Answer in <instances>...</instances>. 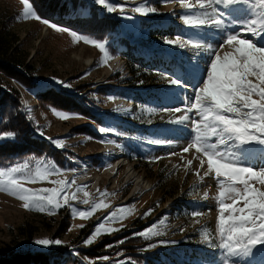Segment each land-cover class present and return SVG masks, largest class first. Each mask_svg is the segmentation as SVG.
<instances>
[{
  "label": "rangeland",
  "instance_id": "rangeland-1",
  "mask_svg": "<svg viewBox=\"0 0 264 264\" xmlns=\"http://www.w3.org/2000/svg\"><path fill=\"white\" fill-rule=\"evenodd\" d=\"M80 1L85 3L84 7L74 6L70 0H61L56 12L52 15L53 20H46L61 26L54 20L70 21L77 16L86 18L89 17V9L94 10L98 17H110L118 26V34L111 33L105 36L103 41H98L106 42V50L110 58H106L104 53L90 43L82 40L74 41L68 32H57L34 18L17 19L23 10L20 0H0V27L7 23V27L17 34L20 49L28 55L27 62L36 70L35 83L51 86L57 91L64 90L72 95L90 97L96 108L95 115L100 121L94 123L77 114L56 109L45 111L34 97V94L41 88L27 89L13 80L3 79L7 85L9 84L18 91L20 110L34 128L33 134L46 142L49 149L57 151L59 155L58 161L48 152L33 161H25L23 163L29 166L26 171L35 174L38 169L55 167L60 171L54 174L68 171L77 173L68 175V177L59 175V178H54L52 174L46 180L29 182L24 186L41 190L57 187L51 183L53 180H75V184L68 191L75 192L76 199L73 202L77 203L76 206H67L66 209L61 207L55 210V214L49 215L47 210L43 212L39 210V202L32 203L29 208H25L23 207L25 202L18 196L0 190V257L25 252L58 251L62 257L70 258L76 261V264H88L89 261L91 264H120L121 261L131 264L130 260H121L122 255H116L115 251L109 250L110 247L104 246L102 251H96L93 248L100 246L106 237L112 239L126 231L141 232L155 224L153 231L163 234L150 239L142 238L144 240L159 238L161 241L168 242L160 243L159 241L153 249L162 259V262L158 261V264H169L172 259L177 264H186L178 258L175 249L182 243H189V247L196 249L206 260V264H212L214 260L219 262L218 251L209 249L206 244L202 243L205 234L216 236L215 221L218 206L215 197L218 187L215 180L210 177L201 180L200 177L205 169H201L200 161L193 158L199 155L194 149L188 153L182 152V148L190 142L192 134L186 129L177 132L170 131L177 126L169 121L176 119L182 113L165 111V109L184 106V90L170 87L168 80L172 77L167 74L176 70L177 74L182 75L180 70L187 66L186 62L191 58V54L188 49L165 45L163 42H159V44L163 43L159 46L157 41L149 38L148 31L157 28L168 29L170 26L174 29V36L170 40H176L179 36L181 41L191 38L193 42H196L198 36L203 35L207 38V33L215 30L207 28L196 30L186 27L180 19L185 10L181 9L179 0H170L168 3H163L162 0H105V5L115 7L114 12H109L105 5L96 4L95 0ZM120 6H123L125 14L131 16L132 19L121 17ZM137 7L155 8L156 11L147 14L133 13L132 9ZM260 10L256 0H251L247 13L248 18L259 20ZM233 31H241V36H248V33L243 32L239 26ZM120 38L132 46L133 53H141L144 58L153 54L160 61H166L167 68L161 69L160 74L147 75L146 86H142L141 83L118 84L111 78L123 80L131 77L126 63L119 57L113 58L110 54L112 48L125 51L124 46L119 44ZM211 42L218 45L222 41ZM150 43L152 45L150 49H147L146 46ZM206 62H208L207 54L203 59L202 67ZM57 79L67 82L70 87L65 88L56 84ZM82 88L86 89L81 91ZM140 90L155 93L157 96L156 101L140 113V117L144 120L143 124L147 126L145 131L149 132V135L144 134L131 143L140 157L133 161L125 160L127 165H133L132 169L147 183L146 190L133 195L131 193L134 183L126 179L127 166L118 169L111 176L113 178L107 174L108 171H105L109 169L112 161L107 157L105 145L111 146L112 148L109 149L113 151L123 149L122 146L114 145L116 140L109 138L121 132L119 127L122 124L135 125L131 119L136 116L135 106L131 104L132 100L127 97L126 92ZM89 92L92 93L90 96ZM190 92L188 90V95ZM123 100L130 103L125 105L129 107L128 109L119 105ZM62 114H68V118L62 119ZM124 119L130 123L124 122ZM84 125H88L99 138L79 133L78 129ZM100 127L112 128L115 132L101 133ZM41 131L43 136L38 134ZM49 138L61 139L64 147L58 148L51 143ZM150 139L165 140V143L151 144L148 142ZM168 140L173 143L167 144ZM189 160H192L191 165L187 164ZM89 164V175L80 174V166ZM256 166H260L259 162ZM96 176L99 177L97 184L92 181V178ZM89 177L91 180L82 185ZM254 186L261 187L258 183ZM77 189L82 190L77 191ZM84 192L89 195L85 197ZM84 199H88L87 205L89 206L79 208V204H84ZM183 202L189 204L191 209L183 208ZM95 204L101 206L91 216L83 218L78 215L80 211H91ZM149 209L152 211L145 216ZM194 211L202 215L193 216ZM113 214L117 217L116 219L110 218ZM161 220L164 221L163 224L160 223ZM135 221L141 222L139 227H133ZM101 222L104 223L106 229H118V231L101 230V233L93 237L91 245H85L83 241L92 235ZM81 225L83 227H80ZM31 230L34 231L32 238L25 239L22 234L28 235ZM44 238L60 239L62 244L48 248L34 245L33 241ZM10 250L12 253L9 252ZM84 252H93V257L85 259ZM103 256H107L108 261L100 259Z\"/></svg>",
  "mask_w": 264,
  "mask_h": 264
},
{
  "label": "snow or ice",
  "instance_id": "snow-or-ice-1",
  "mask_svg": "<svg viewBox=\"0 0 264 264\" xmlns=\"http://www.w3.org/2000/svg\"><path fill=\"white\" fill-rule=\"evenodd\" d=\"M95 2L105 5V0ZM162 2L168 3L170 0ZM179 3L181 9L185 10L180 19L186 27L215 30L208 32L207 38L198 36L196 42L191 38L181 41L179 36L176 40H163L165 45L180 49L191 47L194 53L186 62L187 66L180 70L182 75L177 74L176 70L167 74L172 77L168 80L170 87L184 90V106L165 111L182 113L169 121L177 126L170 131L186 129L192 134L182 152L188 153L194 149L199 155L193 158L200 161L201 169H205L201 180L211 177L218 187L215 197L218 206L216 236L205 234L202 243L219 253V262L214 260L212 264H264V43H260L264 41V0H256L261 9L259 20L247 16L251 0H179ZM20 4L23 10L17 19L34 18L57 32H68L74 41L90 43L104 53L106 58H110L106 42L89 39L87 35L77 34L74 30L42 19L30 0H20ZM105 6L109 12L116 10L115 7ZM132 11L147 14L155 13L156 10L137 7ZM120 14L122 18L132 19L125 14L123 6H120ZM237 26L248 33V36H241V31H233ZM215 40L222 42L216 45L211 42ZM225 48L229 50H224ZM204 54H207L208 62L202 67L201 56ZM55 83L65 88L70 87V84L58 79ZM188 90L191 91V96L188 95ZM61 118L67 119L68 114H62ZM99 131L110 133L115 132V129L100 127ZM38 134L44 135L42 131ZM6 136L13 137L14 133L7 132ZM49 139L58 148L64 147L61 139ZM148 142L159 145L164 144L165 140L150 139ZM172 143L171 140L167 141L169 145ZM257 162L259 167L256 166ZM187 164L191 165L192 160ZM28 167L27 163H20L0 168V190L18 196L25 202V208L39 202V210H47L49 215L55 214V210L76 199L75 192H68L75 180H53L51 183L57 187L41 190L26 188V183L46 180L60 171L55 167H45L31 174L26 171ZM256 183L261 187L254 186ZM80 190L82 189H77ZM88 195L89 193L84 192L85 197ZM83 203L88 204V199H84ZM100 206L95 204L91 211H80L78 215L87 218ZM151 211L149 209L145 216ZM192 215L200 216L202 213L194 211ZM110 218L117 217L113 214ZM160 223L163 224L164 221L161 220ZM155 227L153 224L138 235L145 239L162 235L159 231H153ZM101 230L118 231L106 229L101 222L83 243L91 245L93 237L101 233ZM33 243L48 248L60 246L62 241L44 238L36 239ZM149 247H156V244ZM100 259L108 261L109 258L103 256ZM120 264L129 262L121 261Z\"/></svg>",
  "mask_w": 264,
  "mask_h": 264
},
{
  "label": "trees",
  "instance_id": "trees-1",
  "mask_svg": "<svg viewBox=\"0 0 264 264\" xmlns=\"http://www.w3.org/2000/svg\"><path fill=\"white\" fill-rule=\"evenodd\" d=\"M60 2L61 0H30L37 14L51 21L53 20L52 15L56 12ZM70 2L74 6H85V3L80 0H70ZM63 4L67 5L66 2H63ZM89 13V17L86 18L77 16L70 21H54L63 27L74 30L81 35H87L90 39H96L97 41H103L105 36L111 33L118 34V26L110 17H98L92 9H89ZM148 31L149 38L155 42L157 41L159 46L163 45V43L159 44V42H163L164 39H172L174 36V29L170 26L168 29L157 28ZM119 44L124 46L125 51L112 48V50L110 49V54L113 58L120 57L126 63L127 71L131 77L123 80L112 77L111 79L118 84L128 83L135 85L136 83H141L142 86H146L147 75L160 74L161 69L167 68V62L160 61L153 54L144 58L141 53H133L132 46L126 40L120 38ZM150 45L152 43L147 45L146 48L150 49ZM27 58L28 55L19 47L17 34L7 27V23L0 27V168L11 167L25 161H33L46 152L50 153L56 161L59 160L57 151L50 150L46 142L33 134L34 128L20 110L18 91L9 86V84L7 85L3 80L4 78L13 80L23 88H41L40 91L34 94V97L45 111L56 109L77 114L94 123L100 122L95 115L96 108L90 97H80L64 90L57 91L45 84H36V70L27 62ZM85 89L82 88L81 91ZM126 93L135 106L136 116L131 118L135 125L122 124L119 127L121 132H117L118 138L113 139L116 140L115 144L118 145L119 143L124 148L125 157L129 161H133L139 159L140 156L131 145L132 141L144 136V134L149 135V132L145 131L147 126L143 124L144 120L140 117V113L148 109L156 101L157 95L152 92H143V90ZM90 94L92 93L89 92L88 95L90 96ZM147 125L149 126L150 124ZM78 131L81 134L99 138L88 125L82 126ZM7 132H13L14 136L7 137ZM182 206L183 208H188V210L191 209V206L185 202H183ZM140 224L141 222L135 221L133 227H139ZM139 232L126 231L112 239L106 237L102 241L103 243L97 248H93V250L102 251L104 246L108 247L111 245L109 250L115 251L116 255H122L121 260H130L131 264H158V261L162 262V259L153 251L155 247H149L151 244H156L157 246L161 239L144 240L138 235ZM33 233L34 231L31 230L28 235L26 233L22 235L25 236V239H31ZM121 241L123 242L121 243ZM175 249L178 258L182 259L186 264L207 263L196 249L189 247V243H182L181 246ZM9 252L12 253V250ZM83 255L86 258H92L93 252H84ZM0 264H76V261L62 257L58 251L49 253L25 252L18 255L2 256L0 257ZM169 264H177V262L172 259Z\"/></svg>",
  "mask_w": 264,
  "mask_h": 264
},
{
  "label": "bare ground",
  "instance_id": "bare-ground-1",
  "mask_svg": "<svg viewBox=\"0 0 264 264\" xmlns=\"http://www.w3.org/2000/svg\"><path fill=\"white\" fill-rule=\"evenodd\" d=\"M129 12V11H128ZM135 13V12H133ZM185 49H188L191 56L190 57H193L194 53H193V50L191 49V47H188V48H185ZM205 55H202L201 56V66H202V63H203V59H205ZM119 59V58H118ZM120 60V59H119ZM126 69V68H125ZM194 82V81H193ZM192 93L190 92L189 93V96H191ZM119 105H123L122 107L123 108H126L128 109L129 107H125V105H128V102L123 100V102H121V104ZM109 148H112L111 146H109L108 144L105 145V152H107L108 154V158H111L112 161H111V165L109 167V169L105 170V171H108L107 174L111 176H113L115 174V172H117L118 169H121L123 167H126L127 166V170H126V179L129 180V181H132L134 183V188L132 190V193L131 194H136V193H139L143 190H146V186H147V183L145 182L144 178L141 176V175H138L133 169H132V166L131 165H127L126 161L128 162L129 160L125 157L124 155V152H123V149L120 151L118 149H116V151H113L112 149H109ZM112 150V152H110ZM126 160V161H125ZM87 163V162H85ZM130 163V162H129ZM50 164V163H49ZM88 164V163H87ZM89 167H90V164L89 165H83V166H80V169L81 171L79 172L80 174L82 173L83 175H89ZM68 169V168H67ZM100 173V172H99ZM105 173V172H104ZM79 174V175H80ZM113 178V177H111ZM211 178V177H210ZM98 179L99 177L96 176L94 177V179L92 178V181H95V183L97 184L98 182ZM213 180V178H211ZM91 180V177H89L85 182L82 183V185H84L85 183L89 182ZM68 208V207H67ZM77 259V257L75 258Z\"/></svg>",
  "mask_w": 264,
  "mask_h": 264
},
{
  "label": "built area",
  "instance_id": "built-area-1",
  "mask_svg": "<svg viewBox=\"0 0 264 264\" xmlns=\"http://www.w3.org/2000/svg\"><path fill=\"white\" fill-rule=\"evenodd\" d=\"M70 162L72 163V161L70 160ZM74 173H76V172H70V171H68V172H63V173H61V174H54V175H52V176H54V178H59L58 176L59 175H66L67 177H68V175H73ZM77 174V173H76ZM69 192V194H71V192L70 191H68ZM76 203L77 202H73V200H71V201H69V203L67 204V205H63L62 206V208H65L66 209V207L67 206H76ZM89 205H85V204H79L78 205V207L79 208H85V207H88Z\"/></svg>",
  "mask_w": 264,
  "mask_h": 264
}]
</instances>
